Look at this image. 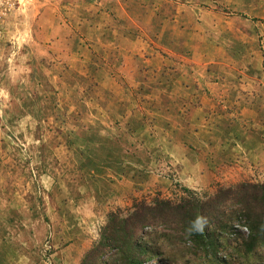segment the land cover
Masks as SVG:
<instances>
[{"label": "crops", "instance_id": "obj_1", "mask_svg": "<svg viewBox=\"0 0 264 264\" xmlns=\"http://www.w3.org/2000/svg\"><path fill=\"white\" fill-rule=\"evenodd\" d=\"M77 1H42V10L30 16L28 31L20 37L17 28L7 33L6 39L14 38L11 61L10 47L5 44L3 52L0 48V264H35L48 232H56L52 245L62 249L54 254L56 262L72 264L68 259L74 256L76 263L92 246L90 227L100 224L102 214L141 196L158 181L152 177L149 183L147 165L138 161L133 166L131 161L128 118L119 115L122 120L116 122L119 105L111 90L116 74H107L105 90L65 89L69 83L61 65L67 59L84 63L88 47L82 38L74 43L72 37L85 29L70 20ZM163 1L172 6L171 22L183 43L179 49L193 66L190 70L208 69L203 74L209 79L215 77V67L226 73L225 88L185 90L184 105L196 106L191 112L200 126L198 140L192 141L197 146H178L172 164L179 166L180 176L192 172L212 178L215 163L235 161L237 180L255 175L264 179V87L248 83L264 82L263 60L254 43L255 27L245 28L241 20L255 16L260 0ZM60 2L67 5L60 8ZM212 3L229 8L230 17L219 19ZM156 17L165 20L159 11ZM69 48L81 49L77 58L67 53ZM125 69L130 74L131 67ZM177 69L165 75L179 79L183 74ZM203 74L193 81L205 82ZM81 75L83 80L86 75ZM17 82L34 90H18ZM40 83L43 91L38 93L35 85ZM125 92L130 95L131 89ZM77 97L91 100L85 106Z\"/></svg>", "mask_w": 264, "mask_h": 264}, {"label": "rangeland", "instance_id": "obj_2", "mask_svg": "<svg viewBox=\"0 0 264 264\" xmlns=\"http://www.w3.org/2000/svg\"><path fill=\"white\" fill-rule=\"evenodd\" d=\"M42 1L45 2V0H12L13 7L0 26V48L3 52L5 44L10 47L8 49L10 61L15 55L14 49L11 48L14 38L6 39L7 33L17 28L20 30L18 34L20 37L22 31H28L30 16L42 10L40 5ZM77 2L79 5L72 11L70 20L79 25L84 24L85 29L84 33L78 30L76 34H72V37L74 43L75 40L79 42L82 38L85 47L87 45L88 47H84V56H82L84 63L81 64L80 61L75 63L67 59V63L61 65L67 73L69 83L65 89L75 92L81 89L91 92L98 89L105 90L109 86L107 74H116V87L111 89L116 93L115 103L119 105L116 109L119 120L116 119V122L119 124L122 120L119 115L124 119L128 118L127 129L130 131H126H129L127 138L133 154L131 161L133 166H137L138 161H141L143 166L147 165L145 173L149 183L152 177H156L158 181L152 182L153 186L141 196L125 200L117 208L103 213L101 221L99 220L100 224L90 227V232L93 234L92 246L86 248L83 258L81 260L78 258L76 263L74 256L68 260H71L72 264H127L126 256H135L143 260H151L154 264H264V243L258 246L256 251H246L243 245L247 242L248 230L242 226L243 224L238 223L240 222L238 214H233L231 211L224 213V207L215 211L219 214L220 221L214 223L222 225L224 230L211 232L209 249L204 253L208 254L205 259L200 258L201 248L197 246L198 243H195L189 235L182 236L181 233H177L173 227L156 224L145 232L140 230L141 224L136 221L135 213L141 215L142 207L154 206L160 200H169L173 204L181 203V199L184 204L192 198L202 202L210 200L215 202L217 198L222 197L221 193L230 187L243 183L264 184V179L255 175L250 177L251 179L243 177L242 180H237L238 177L234 176L238 172L235 170L237 165L235 161L215 163L216 172L211 175L212 178L203 177L204 174L195 175L192 172L180 176L179 166L172 164L173 151L178 146L191 149H196L197 146L192 141L198 140L195 133L199 131L200 126L198 121L193 119L195 114L191 112L196 106L184 105V99L186 101L188 96L185 90L190 86L196 91L203 87L225 88L226 73L223 69L215 67V70L211 69L215 77H211L210 80L209 76L203 74V72L209 73L210 70H190L193 66L188 64L186 52L179 49L183 43L179 42L180 36L176 33V25L171 22L173 10L171 4L163 0H78ZM63 4L67 5L60 2L59 7L64 6ZM212 9L219 12V19L228 18L232 13L229 8L218 6L217 3H212ZM157 11L163 13L165 20L156 17ZM241 20L245 28L249 25L256 29L257 36L254 43H257L259 55L263 60L260 73L264 76V0H260V8L254 17L246 15ZM225 25L227 23L221 26ZM160 26H164V29L160 30ZM70 52L76 57V53H80L81 49L69 48L67 53ZM155 59L160 62L157 64ZM164 63L167 65H163ZM174 63L177 66L172 68ZM126 66L131 67L130 74L125 69ZM179 67L180 73L183 74L179 79L165 75L171 74V69L178 68L179 71ZM125 71L127 75L123 73ZM157 71H160L161 75L157 74ZM200 73L206 81H193L195 75L198 76ZM81 74L86 75L83 80ZM250 80H248L249 84L257 85L258 88L264 87V82L258 85ZM35 87H38V93L43 91L42 83ZM17 89L31 90L33 86L24 83L20 85V82H17ZM126 89H131L130 95L125 92ZM200 99L198 97L199 101ZM76 100L84 104L83 102H88L91 98L77 97ZM253 117L255 118V115ZM191 132L193 134L190 138ZM195 162L199 165L198 161ZM206 165L207 169L212 167L211 163L207 162ZM231 204L228 200L222 203V206L229 208L232 207ZM212 216L214 217L215 213H212ZM108 232L119 241L101 248V241ZM55 233L45 234L46 238L40 247L35 264H64L57 263L58 259L54 256L62 250L60 246L54 248L52 245L51 240ZM58 258L62 261L64 259L63 256Z\"/></svg>", "mask_w": 264, "mask_h": 264}, {"label": "trees", "instance_id": "obj_3", "mask_svg": "<svg viewBox=\"0 0 264 264\" xmlns=\"http://www.w3.org/2000/svg\"><path fill=\"white\" fill-rule=\"evenodd\" d=\"M221 194L222 197L217 198L215 202L213 200L202 202L192 198L184 204H182L183 199H181V203L173 204L169 200H160L154 206L142 207L141 215L135 213L137 215L135 218L141 224L140 230L143 232L151 229L153 225L160 224L162 227L167 225L173 227L182 236H191L193 241L198 243L197 246L201 248L200 258L205 259L208 256L204 253L209 249L211 232L219 229L224 230L222 225L214 224L215 221H220V216L215 211L224 207V213L231 211L233 214H238L240 217L238 223L243 224L242 226L248 230L247 242L243 248L248 252L256 251L258 246L264 243V184L243 183L230 187ZM228 200L232 203V207L222 206V203ZM212 213H215L214 217ZM110 233L108 232L102 239L101 248L119 241L116 237L110 236ZM224 234H228V232H224ZM240 236L243 237L241 234ZM126 257L127 264H150L152 262L135 256ZM104 262L106 263V260Z\"/></svg>", "mask_w": 264, "mask_h": 264}, {"label": "built area", "instance_id": "obj_4", "mask_svg": "<svg viewBox=\"0 0 264 264\" xmlns=\"http://www.w3.org/2000/svg\"><path fill=\"white\" fill-rule=\"evenodd\" d=\"M13 7L12 0H0V26Z\"/></svg>", "mask_w": 264, "mask_h": 264}]
</instances>
